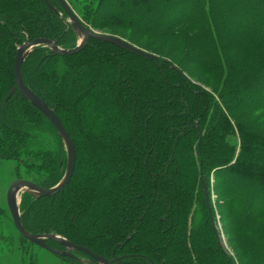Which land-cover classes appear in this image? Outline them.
<instances>
[{
  "label": "trees",
  "instance_id": "trees-1",
  "mask_svg": "<svg viewBox=\"0 0 264 264\" xmlns=\"http://www.w3.org/2000/svg\"><path fill=\"white\" fill-rule=\"evenodd\" d=\"M47 1L0 0V162L44 189L64 175L62 140L18 90L5 96L23 43L76 47L62 7ZM64 1L86 27L157 60L93 40L71 55L26 56L22 83L62 124L74 169L53 196L20 194L23 229L122 258L113 264H264V0ZM72 254L58 257L96 264Z\"/></svg>",
  "mask_w": 264,
  "mask_h": 264
},
{
  "label": "water",
  "instance_id": "water-1",
  "mask_svg": "<svg viewBox=\"0 0 264 264\" xmlns=\"http://www.w3.org/2000/svg\"><path fill=\"white\" fill-rule=\"evenodd\" d=\"M60 6L62 7L63 11L65 12L70 25L73 27V30L76 32L77 37H80V40L76 43V47L72 50H61L57 48L52 41L44 38H36L31 41H26L21 46L16 49L15 56H14V86L11 87L8 92L6 93L5 99L8 100L16 90L22 95L25 101L29 102L34 108H36L43 116L50 122L52 127L54 128L57 135L62 140L64 145V149L66 152V168L64 175L61 181L52 188L44 189L39 187L38 185L34 184L33 182L24 180V179H16L12 181L6 189L5 192V205L9 216L11 218L12 224L16 230V232L24 238L26 241L35 245L39 248L49 251L52 254L63 258L69 259H76V257L72 254L73 251L81 252L87 257H89L93 262L96 264H113L116 262H120L122 260L121 257L113 258L112 261H109L105 258H102L90 250L74 245L66 240L54 236V235H33L26 232L20 222V215L18 211V203H19V196L23 192H30L37 197H45V196H53L58 191L63 189L69 182L73 169H74V149L72 142L65 132L62 124L54 114L53 110L50 109L46 104H44L38 97H36L23 83L20 77V68L21 65L26 58V56L37 47H48L52 54L54 55H71L74 53L79 52L84 46L87 44L89 40L99 41L107 44H111L116 46L120 49L126 50L129 53L134 55H138L143 57L147 60H157V57L147 53L124 40H121L118 37L103 34L91 30L90 28L86 27L81 20L76 16V14L69 8L64 0H56ZM45 4L51 9L47 0H44ZM16 195H18V200L16 202ZM203 198L205 200L207 211L209 214V218L211 219L210 208L207 202V190L206 186L203 185ZM46 240H51L64 248V251H58L55 249L50 248L45 242ZM82 262V260L80 261Z\"/></svg>",
  "mask_w": 264,
  "mask_h": 264
},
{
  "label": "rangeland",
  "instance_id": "rangeland-1",
  "mask_svg": "<svg viewBox=\"0 0 264 264\" xmlns=\"http://www.w3.org/2000/svg\"><path fill=\"white\" fill-rule=\"evenodd\" d=\"M79 40L80 37H78L77 42ZM13 167L14 162L12 161L0 162V209L5 210L6 213V215H0V264H64V261L57 255L35 245L28 246L20 241L5 206L6 189L15 180ZM214 202L215 196L211 193L210 203L212 209L216 211ZM215 213L213 222L218 231L220 244L223 250L232 256L226 243V237L222 232V224L219 222L217 213ZM82 262L86 261L82 260Z\"/></svg>",
  "mask_w": 264,
  "mask_h": 264
},
{
  "label": "bare ground",
  "instance_id": "bare-ground-1",
  "mask_svg": "<svg viewBox=\"0 0 264 264\" xmlns=\"http://www.w3.org/2000/svg\"><path fill=\"white\" fill-rule=\"evenodd\" d=\"M17 200H18V195H16V202H17Z\"/></svg>",
  "mask_w": 264,
  "mask_h": 264
}]
</instances>
